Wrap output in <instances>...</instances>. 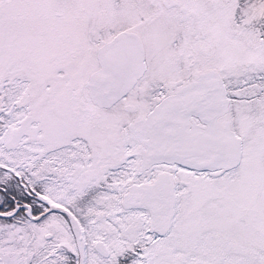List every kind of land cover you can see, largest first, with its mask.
Instances as JSON below:
<instances>
[{
  "label": "snow or ice",
  "instance_id": "snow-or-ice-1",
  "mask_svg": "<svg viewBox=\"0 0 264 264\" xmlns=\"http://www.w3.org/2000/svg\"><path fill=\"white\" fill-rule=\"evenodd\" d=\"M0 264H264V0H0Z\"/></svg>",
  "mask_w": 264,
  "mask_h": 264
}]
</instances>
